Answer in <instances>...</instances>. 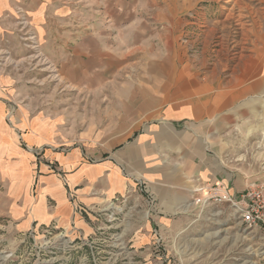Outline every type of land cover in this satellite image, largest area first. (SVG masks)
<instances>
[{
	"label": "crops",
	"instance_id": "1",
	"mask_svg": "<svg viewBox=\"0 0 264 264\" xmlns=\"http://www.w3.org/2000/svg\"><path fill=\"white\" fill-rule=\"evenodd\" d=\"M23 1L36 28L59 23L64 28H106L81 42L83 54L93 50L90 66L95 83L106 81L112 58L141 57L136 60L138 73L123 86L115 87L118 75H113L110 93L96 87V92L112 98L109 111L120 115L109 128L120 131L98 137L85 133L81 146L68 153L46 150L45 157L56 162L65 179L47 164L32 165L26 158L7 166V153L21 152L0 103V168L11 183L10 210L19 226L56 221L63 227L72 223L84 227L68 189L93 209L117 196L145 201L149 197L166 219L182 218L199 207L194 199L204 193L196 188L217 185V194L234 196L245 190L244 174L234 172L226 157L225 140L231 127L246 117L244 98L264 94V0H209L225 2L220 8L225 16L215 20L210 35L220 33L228 57L205 76L194 70L180 52L181 44L177 48V40L172 47L182 12L201 0H0V28ZM232 19L239 28H232ZM247 20L254 22L250 28ZM164 22L170 27L158 31L155 26ZM116 32L120 35L115 39ZM230 62L234 67L225 74ZM30 128L25 137L32 145L43 146L53 139L49 121L37 118ZM142 179L146 193L139 190Z\"/></svg>",
	"mask_w": 264,
	"mask_h": 264
},
{
	"label": "rangeland",
	"instance_id": "2",
	"mask_svg": "<svg viewBox=\"0 0 264 264\" xmlns=\"http://www.w3.org/2000/svg\"><path fill=\"white\" fill-rule=\"evenodd\" d=\"M224 3H193L182 12L180 29L174 33L177 38L172 47L178 42L179 49L181 44L180 52L200 76L228 57L220 33L210 35L215 20L225 16L220 9ZM26 5L24 1L18 4L14 17L0 28V103L21 152H8L7 166L18 158L28 159L32 165L47 164L65 179L56 162L45 157L46 150L68 153L81 146L85 133L98 137L120 131L109 128L120 115L109 111L112 98L96 92V87L110 93L111 76L118 75L115 87L133 79L140 68V63L136 66L140 54L112 58L106 81L95 83L94 66H90L93 50L83 54L81 42L95 32L102 34L99 28H64L63 23L36 28ZM231 26L240 27L235 19ZM155 27L162 32L170 25L164 22ZM119 35L113 34L115 39ZM233 67L230 62L223 71L229 74ZM244 101L246 117L231 127L225 153L234 172L244 174L247 185L264 186V94L247 96ZM37 118L52 126L53 139L43 146L32 145L25 137ZM10 185L0 168V264H264V230L247 227L230 203L199 206L182 218L166 219L149 197L145 201L117 196L93 209L68 189L73 211L84 218V227L76 223L63 227L52 221L24 228L11 215ZM139 187L146 193L144 179Z\"/></svg>",
	"mask_w": 264,
	"mask_h": 264
},
{
	"label": "built area",
	"instance_id": "3",
	"mask_svg": "<svg viewBox=\"0 0 264 264\" xmlns=\"http://www.w3.org/2000/svg\"><path fill=\"white\" fill-rule=\"evenodd\" d=\"M219 186L212 188H196V191L204 195L196 197L194 202L203 208L211 205L219 206L223 203H230L234 215L249 228L264 230V186L251 182L238 196L229 194H217Z\"/></svg>",
	"mask_w": 264,
	"mask_h": 264
}]
</instances>
